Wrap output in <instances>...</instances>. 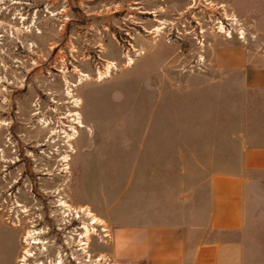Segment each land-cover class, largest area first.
I'll use <instances>...</instances> for the list:
<instances>
[{
  "label": "rangeland",
  "instance_id": "374dc122",
  "mask_svg": "<svg viewBox=\"0 0 264 264\" xmlns=\"http://www.w3.org/2000/svg\"><path fill=\"white\" fill-rule=\"evenodd\" d=\"M234 47L264 64V0H0V264H125L120 206L183 209L264 143V87L219 65Z\"/></svg>",
  "mask_w": 264,
  "mask_h": 264
},
{
  "label": "crops",
  "instance_id": "0c3cea01",
  "mask_svg": "<svg viewBox=\"0 0 264 264\" xmlns=\"http://www.w3.org/2000/svg\"><path fill=\"white\" fill-rule=\"evenodd\" d=\"M217 57L221 67L242 70L246 85L264 87V64H250L244 49L219 48ZM252 173L264 175V143L243 144L237 163L212 173L208 190L183 209L158 214L120 206L110 229L111 254L125 264H247Z\"/></svg>",
  "mask_w": 264,
  "mask_h": 264
},
{
  "label": "bare ground",
  "instance_id": "6f19581e",
  "mask_svg": "<svg viewBox=\"0 0 264 264\" xmlns=\"http://www.w3.org/2000/svg\"><path fill=\"white\" fill-rule=\"evenodd\" d=\"M21 264H24V262H22Z\"/></svg>",
  "mask_w": 264,
  "mask_h": 264
}]
</instances>
